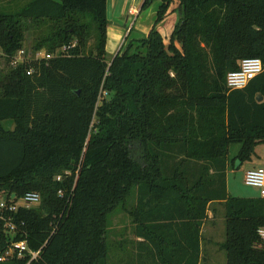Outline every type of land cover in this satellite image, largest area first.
<instances>
[{"label":"trees","instance_id":"1","mask_svg":"<svg viewBox=\"0 0 264 264\" xmlns=\"http://www.w3.org/2000/svg\"><path fill=\"white\" fill-rule=\"evenodd\" d=\"M158 1L149 33L111 61L108 0H30L0 11L9 67L0 71V202L41 196L15 214L16 235L0 229V251L26 240L41 249L36 264H109V219L121 208L137 239L132 264H201L202 229L217 203L226 264H264V198L232 197L227 184L229 168L264 144V71L245 89L227 86L244 59L264 64V0ZM174 12L167 41L159 26ZM27 21L38 30L34 55L52 58L14 68Z\"/></svg>","mask_w":264,"mask_h":264},{"label":"rangeland","instance_id":"2","mask_svg":"<svg viewBox=\"0 0 264 264\" xmlns=\"http://www.w3.org/2000/svg\"><path fill=\"white\" fill-rule=\"evenodd\" d=\"M29 2L30 0H0V11L7 13L17 12L24 6H26ZM159 4H161V2L155 0L150 6L146 7L143 10V14L139 18V20L136 19L135 23H132L131 28H134L128 39L123 35L119 38H113L111 37L110 32L108 33V61L113 60V57L125 43L128 44L131 40L137 39L138 30H140V28L144 26L146 22L148 23L150 21V16L152 20L156 17L157 13L156 15L154 14L156 9H158ZM176 6L177 5L174 3L172 5V8H175ZM177 22L178 17L174 12L170 15V17L166 18V21H164L159 26L160 32L163 34L167 41L169 40V37L173 32ZM26 26L27 32L23 50H25L29 54H34L35 39L38 35V30L31 25L30 21H27ZM125 47H127V45ZM42 52L44 54L47 53L45 49L42 50ZM8 69L9 67L5 61V58L2 56V51L0 50V71L5 73ZM4 126L10 130L14 129L15 127L12 121L4 122ZM240 149L241 145L239 144L231 146L230 157H235L239 153ZM258 165L264 166V144L257 146L256 155L253 156L251 161L242 163L238 169H236L235 167L229 168L227 174V184L228 192L232 197H260L259 189L248 186L245 183L246 173ZM133 204L134 200H131L129 201L128 205L130 207ZM209 212L212 214V218L206 222L202 241L203 254L207 259L201 264H226L227 253L222 247L227 239L225 211L223 206L216 203L211 205ZM109 221L108 263L132 264L131 259L134 260V257H136V255H134V252L137 249V239L134 236V226L132 224V219L127 214V212L119 208L110 216Z\"/></svg>","mask_w":264,"mask_h":264},{"label":"built area","instance_id":"3","mask_svg":"<svg viewBox=\"0 0 264 264\" xmlns=\"http://www.w3.org/2000/svg\"><path fill=\"white\" fill-rule=\"evenodd\" d=\"M130 16L136 21L139 15L137 9L130 10ZM67 47L63 51H67ZM51 55L43 53L42 51L34 54H29L25 50H20L13 59L11 66L16 68L24 64L27 60H49ZM264 71V64L260 58L244 59L240 63L237 71L230 72L227 76V86L230 91L245 89L248 84ZM33 70L29 71L31 75ZM61 178H58L60 180ZM245 183L248 186L259 189L260 197L264 198V167L251 169L246 173ZM41 203V196L38 193H27L18 201L7 202L2 200L0 202V229L6 234L14 236L17 234V224L14 222L15 214L21 208L30 209L38 206ZM264 240V228L259 231ZM41 254V249L38 251L32 250L26 240L11 241L4 251H0V263L8 262L14 258L28 259L26 264H36Z\"/></svg>","mask_w":264,"mask_h":264},{"label":"crops","instance_id":"4","mask_svg":"<svg viewBox=\"0 0 264 264\" xmlns=\"http://www.w3.org/2000/svg\"><path fill=\"white\" fill-rule=\"evenodd\" d=\"M144 1L143 0H108V20H109L108 33L110 32L111 37L119 38L120 36L123 35L127 38V36L130 33H132L134 27L131 28V26H132L134 19L132 18V16H130L129 12L132 9H137L139 11V15L137 16L138 18L136 17V19L139 20V18L143 14L142 6H143ZM160 5L161 4H159V7ZM158 9H156L154 15H156V13L158 12ZM155 19L156 17L153 18L152 20L150 16V21L148 23L146 22V24L142 26L140 30H138L137 38H143L149 33L150 29L154 25ZM260 167H264V166L258 165V166H255L253 169L260 168ZM208 216L209 217L207 221H209L212 218V214L209 212ZM205 226L206 224L203 226L202 236L205 231Z\"/></svg>","mask_w":264,"mask_h":264},{"label":"water","instance_id":"5","mask_svg":"<svg viewBox=\"0 0 264 264\" xmlns=\"http://www.w3.org/2000/svg\"><path fill=\"white\" fill-rule=\"evenodd\" d=\"M257 100H258V102H262L263 100H264V97L263 96H261V95H259L258 96V98H257ZM240 163L239 162H237V164H236V169H238L239 167H240ZM15 197V196H14Z\"/></svg>","mask_w":264,"mask_h":264}]
</instances>
